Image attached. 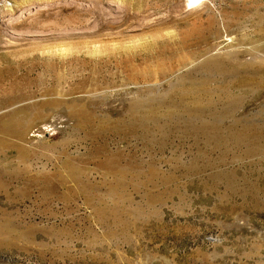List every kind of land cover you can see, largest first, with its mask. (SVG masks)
I'll return each instance as SVG.
<instances>
[{"label": "rangeland", "instance_id": "1", "mask_svg": "<svg viewBox=\"0 0 264 264\" xmlns=\"http://www.w3.org/2000/svg\"><path fill=\"white\" fill-rule=\"evenodd\" d=\"M0 0V264H264V0Z\"/></svg>", "mask_w": 264, "mask_h": 264}, {"label": "bare ground", "instance_id": "2", "mask_svg": "<svg viewBox=\"0 0 264 264\" xmlns=\"http://www.w3.org/2000/svg\"><path fill=\"white\" fill-rule=\"evenodd\" d=\"M188 1L191 2V3H194V2L196 3L197 0H188Z\"/></svg>", "mask_w": 264, "mask_h": 264}]
</instances>
